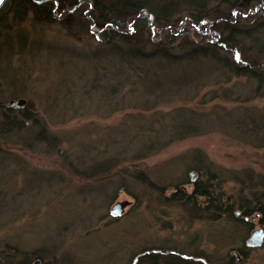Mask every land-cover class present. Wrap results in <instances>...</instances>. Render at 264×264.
<instances>
[{"label":"rangeland","instance_id":"374dc122","mask_svg":"<svg viewBox=\"0 0 264 264\" xmlns=\"http://www.w3.org/2000/svg\"><path fill=\"white\" fill-rule=\"evenodd\" d=\"M17 27L0 46V103L26 99L46 135L26 121L0 136V244L49 264H168L172 254L264 264V238L247 243L264 230L259 214H243L264 202V67L228 82L207 68L129 85L77 25ZM192 178L209 181L228 211L184 200ZM118 200L127 204L112 216Z\"/></svg>","mask_w":264,"mask_h":264},{"label":"trees","instance_id":"16d2710c","mask_svg":"<svg viewBox=\"0 0 264 264\" xmlns=\"http://www.w3.org/2000/svg\"><path fill=\"white\" fill-rule=\"evenodd\" d=\"M220 2L223 0H7L0 7V46H12L8 33L29 18L40 24L58 23L70 32L77 25L88 32L111 54L112 74L129 85L157 74H186L207 68L226 75L227 82L232 73L255 75L264 67V33L260 32L264 29V0H225L228 12H223ZM179 5L186 8L181 10ZM179 36H185L184 40L174 42ZM224 51L233 58L221 56ZM251 53L256 59L246 60ZM125 76L129 78L122 79ZM30 109V103L23 109L0 103V136H12L26 121L38 124V134L45 136L44 124ZM178 191L170 197L181 198L183 193ZM183 196L194 203L195 197L205 196L208 208L228 211L227 204L221 207L224 202L211 191L209 181L196 180L191 194ZM254 199L253 207H243V214L258 213L263 219L264 202L258 196ZM17 248L9 242L0 244V249H5L0 251V264H49L41 261L38 252ZM168 256V264H201L195 262V256Z\"/></svg>","mask_w":264,"mask_h":264},{"label":"water","instance_id":"95a60500","mask_svg":"<svg viewBox=\"0 0 264 264\" xmlns=\"http://www.w3.org/2000/svg\"><path fill=\"white\" fill-rule=\"evenodd\" d=\"M6 1L7 0H3V2L0 3V7ZM5 105L8 107H12V108H24L26 105V99L24 98H16L15 100L11 99L8 102H6ZM126 204H127L126 201H120V200L116 201L115 203L111 205L112 207L110 209V214L112 216H117L121 214ZM252 232L253 233L250 236V238L247 240V243L251 245L261 244V241L264 238V230L261 228H257L256 230H253Z\"/></svg>","mask_w":264,"mask_h":264},{"label":"flooded vegetation","instance_id":"af4514ba","mask_svg":"<svg viewBox=\"0 0 264 264\" xmlns=\"http://www.w3.org/2000/svg\"><path fill=\"white\" fill-rule=\"evenodd\" d=\"M191 174H192V172H190ZM191 181H192V183H194L195 184V182H196V180L195 179H191ZM196 198H200V201L202 202L201 204H203L204 205V207L205 208H208L209 207V202H208V197H205V196H201V197H196ZM196 198H195V200H196ZM224 205V203H222V208H224L225 206H223ZM195 209V208H194ZM262 215H259V218H258V221H259V223H260V225H262L263 226V228H264V218L262 219Z\"/></svg>","mask_w":264,"mask_h":264},{"label":"snow or ice","instance_id":"6c2138e0","mask_svg":"<svg viewBox=\"0 0 264 264\" xmlns=\"http://www.w3.org/2000/svg\"><path fill=\"white\" fill-rule=\"evenodd\" d=\"M3 2V0H0V3H2Z\"/></svg>","mask_w":264,"mask_h":264}]
</instances>
